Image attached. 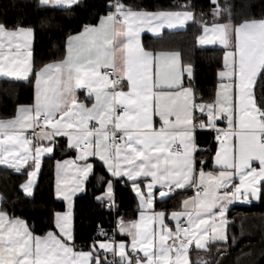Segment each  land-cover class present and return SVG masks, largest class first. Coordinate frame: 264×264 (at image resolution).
Here are the masks:
<instances>
[{"label":"snow or ice","instance_id":"6c2138e0","mask_svg":"<svg viewBox=\"0 0 264 264\" xmlns=\"http://www.w3.org/2000/svg\"><path fill=\"white\" fill-rule=\"evenodd\" d=\"M97 8L98 22L86 17L67 36L66 58L34 56L37 39L62 26L49 13L91 16ZM0 9V78L33 90L0 118L8 178L0 264H264V239L241 247L228 216L236 202L264 199V0L155 9L127 0H4ZM189 26L199 46L224 50L208 99L195 64L140 39ZM210 141L216 148L205 152ZM48 161L56 179L45 205L36 194ZM13 176L22 178L15 186ZM189 189L194 195L180 200ZM21 204L47 218L43 234L17 215Z\"/></svg>","mask_w":264,"mask_h":264},{"label":"trees","instance_id":"16d2710c","mask_svg":"<svg viewBox=\"0 0 264 264\" xmlns=\"http://www.w3.org/2000/svg\"><path fill=\"white\" fill-rule=\"evenodd\" d=\"M4 0H0L3 3ZM90 4L99 5L103 0H88ZM132 5L149 6L152 9L157 7H172L183 3L184 0H127ZM198 4H207V0H197ZM2 10V9H0ZM207 11V8L204 9ZM91 16H87L86 12H77L71 16L62 12L49 13L55 21L62 25L54 31H47L42 34L35 43L34 56L42 63H54L64 58L66 50V38L69 34H76L78 31L77 25L86 17L91 22H98L96 17L99 9H90ZM102 15L103 13L100 12ZM9 19H12L9 14ZM198 29L193 26L187 27L183 31L166 32L158 38L144 37V43L147 48L153 50H178L183 55V60L191 61L197 68L196 86L200 90V94L208 99L213 96L217 86V71L222 67L223 50L218 48L200 49L196 43V35ZM33 90L28 86L21 87L20 84L14 81L0 82V118L11 117L14 114L15 102L28 103ZM215 148L214 141H210L205 150L209 152ZM208 152V151H205ZM71 157L70 154L64 158ZM61 158L58 154L57 159ZM208 158V157H206ZM54 161H48L42 168V175L39 182V190L36 194L38 201L45 205L51 203L50 193L54 189ZM5 170L0 167V188L8 182V178L4 175ZM20 179L15 176L11 177L13 186L20 182ZM125 207L129 213V217L136 218L134 211L135 204L131 201L130 194L125 193ZM87 201L81 202L80 212L81 219L88 215L86 210ZM59 207V202L56 204ZM173 207L172 204L168 205ZM17 215H23L26 219L34 222V227L37 234H43L46 231L44 225L47 218L37 215L36 213L28 212L21 204L17 210ZM229 232L239 238L241 247H246L250 243L257 248L259 242L264 239V199L258 203L248 206H236L229 211ZM87 224L88 221L84 220ZM243 230L244 235L241 236ZM87 237L82 230L77 243L84 246ZM247 250V249H246ZM238 249L233 250V257L237 254Z\"/></svg>","mask_w":264,"mask_h":264},{"label":"crops","instance_id":"0c3cea01","mask_svg":"<svg viewBox=\"0 0 264 264\" xmlns=\"http://www.w3.org/2000/svg\"><path fill=\"white\" fill-rule=\"evenodd\" d=\"M186 28H177V29H164L163 30V34L162 35H164L166 32H178V31H183V30H185ZM146 36H148V37H152V38H158V37H161V36H156V35H154L152 32H150V31H144V32H142L141 33V37H140V39H141V42H142V44L146 47V45H145V43H144V37H146ZM197 46L200 48V49H209V48H218V49H222L223 50V48L221 47V46H219V45H207V46H199L198 44H197ZM66 49H67V44H66ZM158 51V50H157ZM178 51V50H177ZM180 52V51H179ZM181 53V52H180ZM66 55H67V51L65 50V55H64V58H66ZM181 55H182V53H181ZM223 56H224V50H223ZM63 58V59H64ZM182 58H183V55H182ZM222 62H223V57H222ZM223 65V64H222ZM102 71H105V70H103L102 69ZM1 81H11V80H8V79H4V78H0V82ZM218 86V85H217ZM217 86H216V89H217ZM216 91V90H215ZM221 126H223V124H221ZM214 144H215V142H214ZM215 148H216V144H215ZM214 148V149H215ZM205 150V149H204ZM205 151H208L209 152V149L208 150H205ZM67 158H71V157H67ZM2 168V167H1ZM55 179H56V177H55V172H54V186H55ZM194 192H195V190L194 189H189V190H187V191H185V193H184V196H181L180 197V200H182L183 198H185V197H188V196H192V195H194ZM260 201V200H259ZM259 201H257V200H253L252 201V203H250V204H248V203H240V202H236V203H234L233 205H231L230 206V210L232 209V208H234V207H236V206H248V205H251V204H255V203H258ZM176 203H178V201H173V202H171V203H169V204H172V205H174V204H176ZM229 210V211H230ZM229 214V213H228ZM137 218V217H136ZM230 224V223H229ZM192 259L195 261L196 259H197V256H196V253H195V251H193V253H192Z\"/></svg>","mask_w":264,"mask_h":264},{"label":"built area","instance_id":"2783aa9c","mask_svg":"<svg viewBox=\"0 0 264 264\" xmlns=\"http://www.w3.org/2000/svg\"><path fill=\"white\" fill-rule=\"evenodd\" d=\"M195 193V192H194Z\"/></svg>","mask_w":264,"mask_h":264}]
</instances>
